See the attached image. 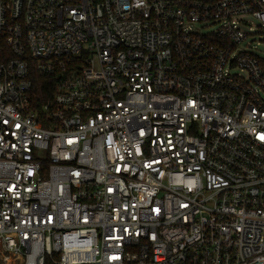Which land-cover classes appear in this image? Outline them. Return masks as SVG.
Here are the masks:
<instances>
[{"label": "built area", "instance_id": "1", "mask_svg": "<svg viewBox=\"0 0 264 264\" xmlns=\"http://www.w3.org/2000/svg\"><path fill=\"white\" fill-rule=\"evenodd\" d=\"M246 16L264 0H0V264H264ZM33 61L59 76L37 108Z\"/></svg>", "mask_w": 264, "mask_h": 264}, {"label": "trees", "instance_id": "2", "mask_svg": "<svg viewBox=\"0 0 264 264\" xmlns=\"http://www.w3.org/2000/svg\"><path fill=\"white\" fill-rule=\"evenodd\" d=\"M29 75L32 80L30 97L33 106L37 108L53 96L56 91V83L59 76H45L38 74L34 70V61L30 66Z\"/></svg>", "mask_w": 264, "mask_h": 264}, {"label": "rangeland", "instance_id": "3", "mask_svg": "<svg viewBox=\"0 0 264 264\" xmlns=\"http://www.w3.org/2000/svg\"><path fill=\"white\" fill-rule=\"evenodd\" d=\"M245 18L247 21H249V24L244 29L250 33L246 41L250 42L252 47H256L258 50H260V52L263 55L264 54V30H263L264 27H262L261 23L257 19L253 18L252 16H246ZM214 28H215V25H211V26L199 29V31L208 32L210 30H213Z\"/></svg>", "mask_w": 264, "mask_h": 264}]
</instances>
